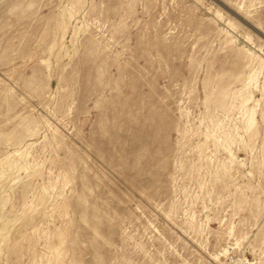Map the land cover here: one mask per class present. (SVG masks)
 Returning <instances> with one entry per match:
<instances>
[{"label": "rangeland", "instance_id": "374dc122", "mask_svg": "<svg viewBox=\"0 0 264 264\" xmlns=\"http://www.w3.org/2000/svg\"><path fill=\"white\" fill-rule=\"evenodd\" d=\"M0 264H264V0H0Z\"/></svg>", "mask_w": 264, "mask_h": 264}, {"label": "bare ground", "instance_id": "6f19581e", "mask_svg": "<svg viewBox=\"0 0 264 264\" xmlns=\"http://www.w3.org/2000/svg\"><path fill=\"white\" fill-rule=\"evenodd\" d=\"M247 101V100H246ZM246 101H244V104L246 103ZM249 112V111H248ZM242 115V114H241ZM247 117V116H246ZM254 118H253V114H251L250 116H248L247 118V124L248 126L251 128L254 125ZM249 129V128H248ZM53 197V196H52Z\"/></svg>", "mask_w": 264, "mask_h": 264}]
</instances>
